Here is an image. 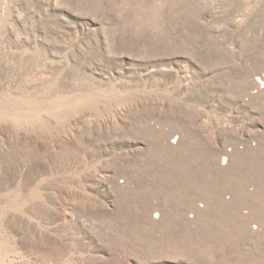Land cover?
I'll return each instance as SVG.
<instances>
[{"label": "rangeland", "instance_id": "374dc122", "mask_svg": "<svg viewBox=\"0 0 264 264\" xmlns=\"http://www.w3.org/2000/svg\"><path fill=\"white\" fill-rule=\"evenodd\" d=\"M0 264H264V0H0Z\"/></svg>", "mask_w": 264, "mask_h": 264}]
</instances>
